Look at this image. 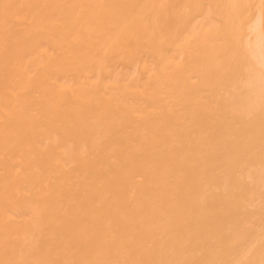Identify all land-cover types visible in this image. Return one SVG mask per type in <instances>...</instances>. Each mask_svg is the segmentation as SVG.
<instances>
[{"label": "bare ground", "instance_id": "bare-ground-1", "mask_svg": "<svg viewBox=\"0 0 264 264\" xmlns=\"http://www.w3.org/2000/svg\"><path fill=\"white\" fill-rule=\"evenodd\" d=\"M0 264H264V0H0Z\"/></svg>", "mask_w": 264, "mask_h": 264}]
</instances>
